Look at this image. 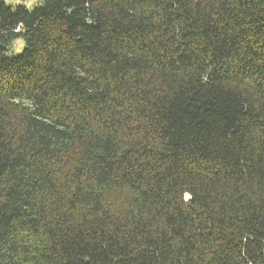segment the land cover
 Segmentation results:
<instances>
[{
	"label": "trees",
	"instance_id": "trees-1",
	"mask_svg": "<svg viewBox=\"0 0 264 264\" xmlns=\"http://www.w3.org/2000/svg\"><path fill=\"white\" fill-rule=\"evenodd\" d=\"M0 264H264V0H0Z\"/></svg>",
	"mask_w": 264,
	"mask_h": 264
},
{
	"label": "clouds",
	"instance_id": "clouds-1",
	"mask_svg": "<svg viewBox=\"0 0 264 264\" xmlns=\"http://www.w3.org/2000/svg\"><path fill=\"white\" fill-rule=\"evenodd\" d=\"M38 0H4L6 5L11 4L13 7L17 4H23L26 9L29 11L32 9L33 5H35Z\"/></svg>",
	"mask_w": 264,
	"mask_h": 264
},
{
	"label": "rangeland",
	"instance_id": "rangeland-1",
	"mask_svg": "<svg viewBox=\"0 0 264 264\" xmlns=\"http://www.w3.org/2000/svg\"><path fill=\"white\" fill-rule=\"evenodd\" d=\"M38 2H40V0H38ZM37 2V3H38ZM36 3V4H37ZM35 4V5H36ZM9 5H11V4H9ZM17 5H23V4H17ZM35 5H33V6H35ZM11 6H13V5H11ZM16 6V5H15ZM22 46H23V44H22V42L21 41H18V42H16L15 43V45H14V47L15 48H13V49H11L9 52H8V54H18L20 51H21V49H22Z\"/></svg>",
	"mask_w": 264,
	"mask_h": 264
}]
</instances>
